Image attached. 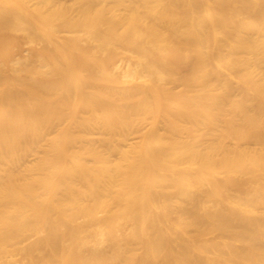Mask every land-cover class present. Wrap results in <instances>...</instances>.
I'll return each mask as SVG.
<instances>
[{"label":"bare ground","instance_id":"bare-ground-1","mask_svg":"<svg viewBox=\"0 0 264 264\" xmlns=\"http://www.w3.org/2000/svg\"><path fill=\"white\" fill-rule=\"evenodd\" d=\"M0 264H264V0H0Z\"/></svg>","mask_w":264,"mask_h":264},{"label":"rangeland","instance_id":"rangeland-1","mask_svg":"<svg viewBox=\"0 0 264 264\" xmlns=\"http://www.w3.org/2000/svg\"><path fill=\"white\" fill-rule=\"evenodd\" d=\"M143 125L142 122H137L130 130L129 132L127 133V135L123 138V139H118L117 138V135H114V133L112 134V139H113V142L117 145V147L119 148H127L129 145L133 144L136 140H137V132L136 130L138 128H140L141 126ZM57 127V124L54 123V124H51L47 127H45L43 129V132H42V137H41V140H40V146L38 147H35L34 150H23L20 155H19V158H18V161L15 165V168L16 169H22L24 167V165H26L27 163L31 162L34 160V158L36 157V155L39 153V151L41 150L42 148V145L43 147L47 144L48 142V138L50 137V135H52L55 131ZM93 135H94V143H98L99 141V138L101 136V132L99 129H95L94 132H93ZM108 155L111 157V158H115L117 156V152L115 151H111L108 153ZM34 237V234L33 233H28L25 237V240H29V239H32Z\"/></svg>","mask_w":264,"mask_h":264}]
</instances>
